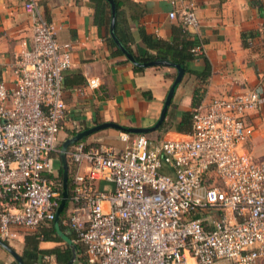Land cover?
Listing matches in <instances>:
<instances>
[{
    "label": "built area",
    "instance_id": "2783aa9c",
    "mask_svg": "<svg viewBox=\"0 0 264 264\" xmlns=\"http://www.w3.org/2000/svg\"><path fill=\"white\" fill-rule=\"evenodd\" d=\"M23 7L31 14V47L23 46L16 57L13 86L0 81L4 241L19 228L36 229L54 218L58 194L48 177L50 155L57 151L64 116L63 72L71 64L70 42L57 41L55 24L36 1L25 0ZM179 18L185 29L198 27L189 9ZM97 84L96 78L85 79L89 88ZM258 99L250 89L198 105L181 138L151 141L120 132L121 147L75 143L66 154L86 167L71 174L66 231L73 232L87 260L264 264V161L241 150L252 133L243 115Z\"/></svg>",
    "mask_w": 264,
    "mask_h": 264
},
{
    "label": "crops",
    "instance_id": "0c3cea01",
    "mask_svg": "<svg viewBox=\"0 0 264 264\" xmlns=\"http://www.w3.org/2000/svg\"><path fill=\"white\" fill-rule=\"evenodd\" d=\"M24 1L0 0V81L8 88L15 82V60L20 49L23 46L31 47V14L23 7ZM35 1L44 17L55 24L57 41L71 44V64L63 72L64 116L59 122L56 135L57 151L50 155L52 168L49 178H57L61 172V189L56 190L58 204L65 192L61 210L69 197L72 172H84L86 167L84 163L75 165L66 154L77 142L66 147L63 157L61 143L76 132L101 122H113L132 128L153 126L176 70L169 65H153L134 70V65L115 43V46L108 43L109 23L107 25L105 16L101 21L100 15L97 20L94 19L90 0ZM132 1L140 2L145 7V13L138 24L143 26L145 32L165 40L171 39V27L180 23L179 12L183 9L193 11L198 27L186 30L200 40L201 50L197 54L208 61L210 74L205 83L200 84L192 75L183 71L180 80L174 85L164 114L163 120L168 126L157 130L158 126L145 133L128 134L146 136L154 132L164 135L160 139L183 137L190 128L181 124L180 120L182 113L190 109L192 90L197 85L204 88L200 103L202 106L212 98L228 97L253 89L257 91L259 99L256 107L243 115V121L252 127V133L241 150L249 152L257 162L264 161V0ZM170 10L175 12L173 18L167 16ZM129 28L135 38V43L129 46L135 52H140L143 48L136 38V25L130 23ZM115 48L121 54L116 53ZM189 66L201 69L202 59L193 60ZM87 77L96 78L98 84L93 88L87 87ZM120 132L106 127L84 137L94 135L95 140H102L103 144L121 147L122 143L118 139ZM96 185L109 186L103 182ZM69 207L70 203L67 205V215ZM49 223L44 222L36 229L19 228L11 243L6 242L20 257L23 255L27 264H63L55 260L51 251L55 248L59 251L67 249L70 256L73 251V263L80 259L84 255L83 246L75 241L74 236H70V231L59 228L57 219V228L52 220L55 237L48 231ZM38 233H45L46 237L39 238ZM41 255H46V259H42ZM0 264H17L1 246Z\"/></svg>",
    "mask_w": 264,
    "mask_h": 264
},
{
    "label": "trees",
    "instance_id": "16d2710c",
    "mask_svg": "<svg viewBox=\"0 0 264 264\" xmlns=\"http://www.w3.org/2000/svg\"><path fill=\"white\" fill-rule=\"evenodd\" d=\"M93 10H94V19L97 20V16L100 15V21L103 20V16H105L107 25L110 20V5L107 0H90ZM114 4V26L113 32L114 36L123 46V48L132 56L133 60L137 63H143L150 60H162L166 61L170 64H177L179 65L185 74L192 75L196 80L197 83L204 84L206 78L210 74V66L208 61L199 54L191 51V48L200 45V40L190 32H188L181 23L177 25H173L171 27V39L165 40L162 39L155 34L145 32L143 26L138 24V20L142 17L145 13V7L142 3L132 1V0H112ZM133 23L136 25V38L142 44V50L140 52H135L129 45L135 43V38L132 37L129 24ZM107 41L111 46H115L110 35L107 36ZM128 43V44H127ZM243 44L245 41L243 40ZM115 52L121 54L120 51L115 48ZM201 58L202 59V67L201 69H192L189 64L195 59ZM134 70H142L140 66L134 65L132 66ZM204 94V88L197 85L193 88L190 104V109L188 111H184L182 113V117L180 120L181 124L188 125V129L190 128V115L191 111L200 105ZM168 125L162 120L157 130L165 129ZM187 129V130H188ZM86 137H82L77 141L83 142ZM60 174L57 178H52L56 183L57 187H54L55 190H60ZM50 175L48 174V177ZM69 200L67 199L60 210L57 218V223L60 229H67V205ZM50 222L48 231L52 232L55 237V230ZM39 238H45V233H38ZM70 236H74L73 232L70 231ZM83 250V247H82ZM55 256V260L59 263H64L70 256V252L67 249L63 251H59L58 249L51 250ZM46 256V255H41ZM22 260H24L23 255L21 256ZM86 264H98L97 262H91L87 260L86 256H81L78 259ZM24 263L25 260H24ZM27 264V263H26Z\"/></svg>",
    "mask_w": 264,
    "mask_h": 264
},
{
    "label": "water",
    "instance_id": "95a60500",
    "mask_svg": "<svg viewBox=\"0 0 264 264\" xmlns=\"http://www.w3.org/2000/svg\"><path fill=\"white\" fill-rule=\"evenodd\" d=\"M109 5H110V20H109V34L113 40V42L115 43V45L118 47V49L125 55V57L133 64V65H137L140 66L141 68L143 67H148V66H153V65H169V66H173L176 70V75L174 77V80L172 82V85L169 87L163 104H162V108L161 111L159 113L158 119L157 121L154 123L153 126L148 127V128H132V127H122L116 123L113 122H101V123H97L95 125H92L90 127H87L85 129H82L81 131L76 132L75 134H73L72 136L66 138L60 146V151H61V155L63 157V154L65 152V149L68 145L77 142L79 139H81L84 136H87L89 134H91L94 131L106 128V127H111L117 130H120L122 132H126V133H145L151 130H154L155 128H157L159 126V124L161 123V121L164 118V114L166 111V107L169 103V100L172 96L173 93V89H174V85L180 80L181 75L183 73V69L177 65V64H170L167 63L166 61H162V60H150V61H146L143 63H137L133 60L132 56L122 47V45L118 42L117 38L114 36V32H113V26H114V4L112 2V0H107ZM63 162V159H62ZM63 175L65 176L64 172ZM65 199V192L63 191L62 193V199L60 200L58 207L55 211L54 214V218H53V222L55 224V227L57 228L56 225V219H57V214L58 211L60 210L63 202ZM0 246L16 261L17 264H25L21 257L14 251V249L12 247H10L8 245V243L2 239H0ZM74 252L72 251L71 256L69 257V259L63 263V264H72L74 261Z\"/></svg>",
    "mask_w": 264,
    "mask_h": 264
},
{
    "label": "rangeland",
    "instance_id": "374dc122",
    "mask_svg": "<svg viewBox=\"0 0 264 264\" xmlns=\"http://www.w3.org/2000/svg\"><path fill=\"white\" fill-rule=\"evenodd\" d=\"M164 135H161V133H155L154 132H151V134H148L146 135L147 138L151 139L153 141L154 140H158L160 139L161 137H163ZM96 139V136L92 135V136H89L88 138H86L82 143H97V144H103L102 143V140H95ZM59 143H60V140H59ZM95 144V145H97ZM103 145H106L108 146L107 144H103ZM51 181L53 182V187H57V183L51 179ZM7 242L11 243V240H7Z\"/></svg>",
    "mask_w": 264,
    "mask_h": 264
}]
</instances>
